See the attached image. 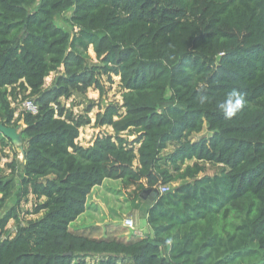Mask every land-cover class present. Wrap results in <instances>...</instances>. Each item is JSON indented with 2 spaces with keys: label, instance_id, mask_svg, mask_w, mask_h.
Returning <instances> with one entry per match:
<instances>
[{
  "label": "trees",
  "instance_id": "trees-1",
  "mask_svg": "<svg viewBox=\"0 0 264 264\" xmlns=\"http://www.w3.org/2000/svg\"><path fill=\"white\" fill-rule=\"evenodd\" d=\"M105 76L122 103L96 115L113 133L84 146L96 102L62 99L102 95ZM233 89L246 104L227 119ZM0 123L24 142L6 173L0 132V264H264V0H0ZM206 163L222 169L200 175ZM106 179L134 200L170 187L147 206L151 234L71 227Z\"/></svg>",
  "mask_w": 264,
  "mask_h": 264
},
{
  "label": "rangeland",
  "instance_id": "rangeland-1",
  "mask_svg": "<svg viewBox=\"0 0 264 264\" xmlns=\"http://www.w3.org/2000/svg\"><path fill=\"white\" fill-rule=\"evenodd\" d=\"M67 14V13H66ZM58 24L65 25L64 21H59ZM90 54L92 57V61L96 62V55L93 51V49H90ZM55 76V73H51L50 76L47 77V84H50L53 77ZM114 82H111L108 80V78L105 76L103 77V84L105 86V92L101 95L100 91L92 87L90 88L86 93L79 94L76 93L72 98L66 100L62 99L67 106H72L74 111L76 113L84 112V109L92 102H96L94 105L92 111L89 113L92 121L90 124L82 127L80 129V136L78 137L77 141L84 146H89L93 143V140L95 137L101 133H113V129L109 126H98L95 124L96 121V115L99 111H103L104 107L111 103H122V91L120 89V76H113ZM209 135V132L207 129L204 128V130L200 133L195 134L192 139L197 140L201 136ZM126 136V134H125ZM135 136H129V139L132 140ZM24 143V142H23ZM138 146V145H137ZM173 147L170 146L168 148V151L172 150ZM22 152L14 145H6L3 148L2 151V166L4 168H8L6 170V173L10 172V167L8 166L9 163H11L14 158H17L19 161H22ZM192 163V162H191ZM222 169L221 164H213V163H206V169L203 173L200 175L208 174V175H214L218 172H220ZM17 170H20V166L18 165ZM16 178L18 177V173H16ZM173 187V185H170ZM133 187L129 189L122 188V182L120 180H114V179H106L104 184L96 187L92 193L90 194V199L96 200L98 203L102 204V212L101 209L92 211V215H94V218L96 221L93 223L87 224L88 226L85 227V224H83L82 221L77 222L76 228H87L89 226H94L95 223H101L102 225H105V222H113L117 221L116 223L107 224L105 226H102L103 228H114L117 235H121L122 237L130 238L134 234H139L140 236L148 235L150 230L147 227L148 223L145 219V214L147 210L148 203L146 202V198L142 197L140 199H132L129 195V191H131ZM23 211L22 214L26 218H33L37 217L36 214H32L33 207L35 200L32 198L29 201H23ZM14 199H11L8 203L9 206L13 205ZM26 211L29 212L27 215ZM39 215V214H38ZM107 215H110L107 219H104V217H107ZM133 219L134 226H125L124 222L127 219ZM91 222V221H90ZM119 226V227H118ZM8 229L10 232H13L15 230V222L12 219L9 222ZM119 230V232H117ZM112 234V233H111ZM234 264H253L249 260H242L241 262L234 263Z\"/></svg>",
  "mask_w": 264,
  "mask_h": 264
},
{
  "label": "clouds",
  "instance_id": "clouds-1",
  "mask_svg": "<svg viewBox=\"0 0 264 264\" xmlns=\"http://www.w3.org/2000/svg\"><path fill=\"white\" fill-rule=\"evenodd\" d=\"M198 98L200 103H205L208 100V97L204 95H201ZM245 104L246 100L244 93L233 89L227 94L226 99L221 102L218 107L222 111L225 118L231 119L245 107Z\"/></svg>",
  "mask_w": 264,
  "mask_h": 264
},
{
  "label": "crops",
  "instance_id": "crops-1",
  "mask_svg": "<svg viewBox=\"0 0 264 264\" xmlns=\"http://www.w3.org/2000/svg\"><path fill=\"white\" fill-rule=\"evenodd\" d=\"M71 10V9H70ZM67 13V14H66ZM65 13L66 16H69V14L71 13V11H67ZM64 15V17H65ZM75 30H78V28L76 27ZM23 156V155H22ZM23 159V157H22ZM149 205V204H148ZM101 209V212L103 210L102 208V204L98 203L96 200L94 199H90L88 198V202H87V209L86 211L71 225L72 228H76V224L77 222L79 221H82L83 224H85V226H88L87 224L89 223H93L94 221H96V219L94 218V215H92V211H96V210H99ZM110 215H107V217H104V219H107ZM146 219V217H145ZM91 221V222H90ZM112 223H116L117 224V221H113V222H105L104 224L107 225V224H112ZM105 225H102L101 223H95L94 226H105ZM118 225V224H117ZM119 227V226H118ZM150 230L149 234H151V228L149 227V225L147 226ZM119 232V230L117 231ZM101 233L106 236L107 234H110V235H117V234H113V233H116L115 232V229L114 228H110V227H107V228H103L102 227V231ZM112 233V234H111ZM118 236H121L120 234Z\"/></svg>",
  "mask_w": 264,
  "mask_h": 264
},
{
  "label": "water",
  "instance_id": "water-1",
  "mask_svg": "<svg viewBox=\"0 0 264 264\" xmlns=\"http://www.w3.org/2000/svg\"><path fill=\"white\" fill-rule=\"evenodd\" d=\"M0 132H2L4 136L9 138L12 144L16 146L21 152L24 151L23 140L17 128L6 126L0 123ZM158 193H159L158 188H149V189H146L144 191V194H142L141 196L146 198L147 200L146 202L148 204H152V202L155 200V197Z\"/></svg>",
  "mask_w": 264,
  "mask_h": 264
},
{
  "label": "built area",
  "instance_id": "built-area-1",
  "mask_svg": "<svg viewBox=\"0 0 264 264\" xmlns=\"http://www.w3.org/2000/svg\"><path fill=\"white\" fill-rule=\"evenodd\" d=\"M20 108H25L27 110H30V111L34 112V113H36L37 110H38L37 105L32 100H24V101H22ZM169 189H170V187L168 185L159 186V192L160 193L168 192ZM133 222H134L133 219L129 218V219L125 220L124 224L127 227L134 226Z\"/></svg>",
  "mask_w": 264,
  "mask_h": 264
}]
</instances>
